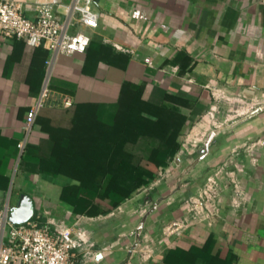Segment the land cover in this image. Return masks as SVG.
Listing matches in <instances>:
<instances>
[{"label":"crops","instance_id":"obj_1","mask_svg":"<svg viewBox=\"0 0 264 264\" xmlns=\"http://www.w3.org/2000/svg\"><path fill=\"white\" fill-rule=\"evenodd\" d=\"M21 1L31 15L34 0ZM90 10L96 26L75 20L74 53L50 66L42 45L0 41V205L30 211L39 224L82 228L74 264H264V3L91 0ZM45 80L48 98L27 125ZM125 86L149 108L143 117L176 123V150L188 165L218 167L212 201L186 184L159 197L158 173L105 213L78 210L77 197L62 200L73 180L44 169L55 161L58 128L71 125L79 106L115 104Z\"/></svg>","mask_w":264,"mask_h":264},{"label":"trees","instance_id":"obj_2","mask_svg":"<svg viewBox=\"0 0 264 264\" xmlns=\"http://www.w3.org/2000/svg\"><path fill=\"white\" fill-rule=\"evenodd\" d=\"M122 92L119 101L104 110L93 104L75 108L71 125L55 134L54 163L44 167L73 180L63 188L61 198L90 202L89 214L105 213L149 184L176 150V123L143 117L147 105L138 100L137 90L125 86ZM160 143L169 145L170 151L161 149ZM127 168L140 172L130 183H123Z\"/></svg>","mask_w":264,"mask_h":264},{"label":"built area","instance_id":"obj_3","mask_svg":"<svg viewBox=\"0 0 264 264\" xmlns=\"http://www.w3.org/2000/svg\"><path fill=\"white\" fill-rule=\"evenodd\" d=\"M90 1L34 0L28 5L32 10L29 15L21 0H0V41L22 40L29 47L42 45L50 53L46 62L50 66L58 55L74 53L68 28L75 20L88 27L96 26ZM260 1L264 3V0ZM59 7L63 8V18L57 15ZM48 95L45 80L36 102L26 112L27 125L34 123ZM62 103L70 107L72 100L65 98ZM17 146L22 151L24 140ZM85 239L82 228L73 229L60 221L48 220L44 224L31 220L13 222L8 203L0 205V264H74L75 250L85 243Z\"/></svg>","mask_w":264,"mask_h":264},{"label":"rangeland","instance_id":"obj_4","mask_svg":"<svg viewBox=\"0 0 264 264\" xmlns=\"http://www.w3.org/2000/svg\"><path fill=\"white\" fill-rule=\"evenodd\" d=\"M145 112H149V108L146 110L144 107L142 108ZM153 111L155 108H151ZM212 121L214 119V116L211 117ZM177 121L174 119H171V121ZM224 123L228 124V120H223ZM222 121V123H223ZM216 125V124H215ZM208 142V141H206ZM201 146L200 142H196ZM162 146H166L164 143H160ZM179 144L175 141V146ZM180 146V145H179ZM193 147V146H191ZM170 146L168 145L167 147V152H169ZM194 148V147H193ZM191 148L190 156L191 158L195 159V163L198 158L197 154V146L193 149ZM199 148V147H198ZM199 153V152H198ZM188 154L185 151H182L179 147V149L175 150L174 152H170L167 157V162L165 165L160 166L158 168V180L153 183L152 186L154 187V190L158 192L159 197H163L165 193H168L169 191L176 190L182 186V184L190 185V190L198 192V191H205L203 193V197L206 195V200L208 199L209 201L213 200V192L215 190H219L220 188V182L215 180V172L218 169V167L210 166L208 164H200L197 166L196 164L188 165V160H187ZM220 169V168H219ZM210 172L211 174L207 177V181H202L201 180V173L203 171ZM140 172V169H135L132 170L131 168H127L123 170V175H125V178L122 179L121 181L123 183H130L136 175H138ZM101 176L97 178L98 181H100ZM150 184V183H149ZM147 185H142L139 188H147ZM137 188V189H139ZM136 189V190H137ZM135 190V191H136ZM134 191V192H135ZM167 191V192H166ZM209 196V197H208ZM208 197V198H207ZM212 197V198H211ZM159 200L161 198H158ZM90 205V202L84 201L81 199H78L77 207L78 210L80 211H86Z\"/></svg>","mask_w":264,"mask_h":264},{"label":"water","instance_id":"obj_5","mask_svg":"<svg viewBox=\"0 0 264 264\" xmlns=\"http://www.w3.org/2000/svg\"><path fill=\"white\" fill-rule=\"evenodd\" d=\"M212 135H210L207 139V141H210ZM208 142H206L207 144ZM30 214L31 212L30 211H21L19 214L16 213L15 210H12L11 213H10V219L13 221V222H16V223H21V222H25L29 219L30 217Z\"/></svg>","mask_w":264,"mask_h":264}]
</instances>
